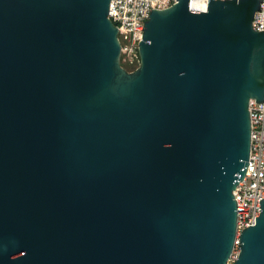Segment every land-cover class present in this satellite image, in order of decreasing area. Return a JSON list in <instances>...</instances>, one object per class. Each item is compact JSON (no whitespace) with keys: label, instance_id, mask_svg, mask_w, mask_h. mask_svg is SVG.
Here are the masks:
<instances>
[{"label":"water","instance_id":"95a60500","mask_svg":"<svg viewBox=\"0 0 264 264\" xmlns=\"http://www.w3.org/2000/svg\"><path fill=\"white\" fill-rule=\"evenodd\" d=\"M262 0L150 10L120 64L110 0H0V264H227ZM232 264H264V199Z\"/></svg>","mask_w":264,"mask_h":264},{"label":"built area","instance_id":"2783aa9c","mask_svg":"<svg viewBox=\"0 0 264 264\" xmlns=\"http://www.w3.org/2000/svg\"><path fill=\"white\" fill-rule=\"evenodd\" d=\"M196 1L204 12L208 0ZM224 1V0H221ZM176 0H110L108 18L115 25L120 42V64L139 65L138 43L142 39V30L149 18L150 10L166 9ZM252 27L255 31H264V0L254 14ZM250 120V149L244 178L239 181L233 191L236 202V232L231 255L227 264L236 261L239 251V237L243 229L255 224V217L260 213V200L264 199V100L248 104Z\"/></svg>","mask_w":264,"mask_h":264},{"label":"trees","instance_id":"16d2710c","mask_svg":"<svg viewBox=\"0 0 264 264\" xmlns=\"http://www.w3.org/2000/svg\"><path fill=\"white\" fill-rule=\"evenodd\" d=\"M137 67H138V65H123V68H124L127 72H132V71H134Z\"/></svg>","mask_w":264,"mask_h":264},{"label":"bare ground","instance_id":"6f19581e","mask_svg":"<svg viewBox=\"0 0 264 264\" xmlns=\"http://www.w3.org/2000/svg\"><path fill=\"white\" fill-rule=\"evenodd\" d=\"M191 9L194 11H201L202 9L199 7L198 3L196 1H193L191 3Z\"/></svg>","mask_w":264,"mask_h":264}]
</instances>
